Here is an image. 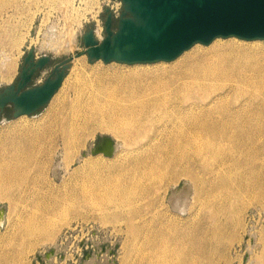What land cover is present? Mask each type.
<instances>
[{
  "label": "rangeland",
  "instance_id": "rangeland-1",
  "mask_svg": "<svg viewBox=\"0 0 264 264\" xmlns=\"http://www.w3.org/2000/svg\"><path fill=\"white\" fill-rule=\"evenodd\" d=\"M119 1L0 0V88L17 82L30 48L35 49L36 56L48 54L52 57V61L37 73L35 81L44 80L63 58L75 56L62 87L36 114L14 117L13 112L2 114L0 110V160L5 153L11 154V138L23 142L27 140V135H35V138L40 135L42 138L46 135L45 129H48L41 143L43 149L52 152V159H48L47 167L41 163L44 167L42 176L61 184L64 177L69 178L70 172L82 163L83 158L101 153H91L98 137L109 136L112 139L114 153L111 157L125 148L113 133L91 128L93 134L87 136L85 145L71 153L70 159L73 161L69 164V172L66 173L65 165L60 166L62 155L66 153L65 122L73 116L77 120L83 119L82 116L72 115L71 105L77 99L88 101L90 91H96V88L80 86L114 71L126 73L133 69L147 71L170 67L184 54L196 49H208L217 42L231 41L264 48V41L221 38L209 45L195 44L170 62L106 63L103 60L91 62L87 54L77 56L85 49L82 35L89 27H102L105 35V10L113 6L119 11ZM78 21H81L80 25ZM70 33L75 42L70 39ZM91 119L94 124L100 120L97 116ZM146 143L147 139L141 144ZM222 143L213 142L211 147L203 148L199 156L193 155L189 162L193 175L177 178L171 185L160 188L153 197L162 195L160 200L163 207L181 215L184 220L177 223L181 230H186L188 224L202 227L205 250H180L191 253V264L198 261V264H264V180L258 177L264 174V137L241 144ZM197 144L204 146L202 142ZM255 148L256 153H253ZM77 153L82 156L76 158ZM35 175L36 172L30 177ZM215 184L218 189L213 195L211 188ZM42 186L29 181L26 185L12 187L8 192L0 186V212L4 216V223L0 225V264H170L169 260L180 252L152 249L144 233L139 234L135 241L130 226L132 223L125 217L127 206L117 203L116 195L109 202L108 199L97 201L82 198L78 204L70 205L67 213L52 221L55 229L47 237L39 231L21 234V227L31 219L32 214L40 216L45 213L44 204L36 203L44 191ZM184 186L190 189V196L188 208L181 214L169 206V199ZM138 207L146 211L144 204ZM136 221L138 225L141 223L139 219ZM29 224L36 226L40 222L35 219ZM40 226L42 228L43 224ZM177 259L180 264L181 261Z\"/></svg>",
  "mask_w": 264,
  "mask_h": 264
},
{
  "label": "bare ground",
  "instance_id": "bare-ground-1",
  "mask_svg": "<svg viewBox=\"0 0 264 264\" xmlns=\"http://www.w3.org/2000/svg\"><path fill=\"white\" fill-rule=\"evenodd\" d=\"M98 33L103 36L100 30ZM40 57L36 56V60ZM85 87L96 91H90L88 101L77 99L71 105L72 115L83 119L73 116L65 122L66 153L60 166L65 165L66 173L69 172L71 153L85 145L87 136L93 134L91 128L113 133L125 148L111 157L105 152L112 151L114 145L108 142L105 152L83 158L69 178L64 177L61 184H56L42 176L41 163L46 166L48 159H52V152L43 149L41 143L48 129L42 138L27 135L24 142L11 138V154L5 153L0 160V186L8 192L31 181V184L43 185L44 190L36 203L44 204L45 213L32 214L33 218L29 215L31 219L21 227V234L39 231L47 237L53 233L52 221L67 213L70 205L78 204L82 198L109 202L116 195L117 203L127 206L125 217L132 223L135 241L144 233L152 249L205 250L202 227L188 224L186 230H181L177 224L184 220L181 215L164 208L162 195L154 198L153 194L177 178L193 175L189 167L193 155L199 156L213 142L241 144L264 137V48L217 42L208 49L184 54L170 67L133 69L126 73L114 71L79 88ZM95 116L100 120L94 124L91 118ZM145 139L147 143L141 144ZM198 142L204 146H198ZM81 156L77 153L75 157ZM258 177L264 180V174ZM211 189L213 194L217 184ZM189 194L190 189L184 186L170 196L169 206L184 214ZM141 203L146 211L138 207ZM35 219L43 224L42 228L40 224L28 225ZM137 219L141 222L139 225L135 223ZM3 223L0 212V225ZM190 254L180 251L169 262L178 264L179 258L180 264H191Z\"/></svg>",
  "mask_w": 264,
  "mask_h": 264
},
{
  "label": "water",
  "instance_id": "water-1",
  "mask_svg": "<svg viewBox=\"0 0 264 264\" xmlns=\"http://www.w3.org/2000/svg\"><path fill=\"white\" fill-rule=\"evenodd\" d=\"M123 9L115 19L106 8L105 35L94 26L82 35L83 52L89 61L126 64L173 61L195 44L209 45L217 38L237 37L264 40V0H122ZM75 56L55 64L39 82L37 73L51 61L48 54L36 60L30 48L17 82L0 88V110L13 106L14 117L34 115L51 100L62 85ZM105 140L112 142L109 136ZM99 151L91 149L95 154ZM106 155L113 154L106 151Z\"/></svg>",
  "mask_w": 264,
  "mask_h": 264
},
{
  "label": "flooded vegetation",
  "instance_id": "flooded-vegetation-1",
  "mask_svg": "<svg viewBox=\"0 0 264 264\" xmlns=\"http://www.w3.org/2000/svg\"><path fill=\"white\" fill-rule=\"evenodd\" d=\"M9 112L14 113V108L11 105L7 106L3 110L2 114H8ZM108 142L109 141L105 140V137H98L97 140L94 142L92 149H97L98 151H104L105 152Z\"/></svg>",
  "mask_w": 264,
  "mask_h": 264
},
{
  "label": "built area",
  "instance_id": "built-area-1",
  "mask_svg": "<svg viewBox=\"0 0 264 264\" xmlns=\"http://www.w3.org/2000/svg\"><path fill=\"white\" fill-rule=\"evenodd\" d=\"M118 7H119V11H118V9L117 10H115V8L113 7V6H111V7H108V8H110L111 9V11L113 12V15H114V17H115V19H117L118 18V16L120 15V13H121V11H122V9H123V2H122V0H120L119 2H118ZM95 28V34H96V36L98 37V38H100V39H102L103 37H104V35L101 37V36H99V33H98V29L100 28V31H101V33H102V27H94ZM104 31H105V25H104ZM103 34V33H102Z\"/></svg>",
  "mask_w": 264,
  "mask_h": 264
}]
</instances>
